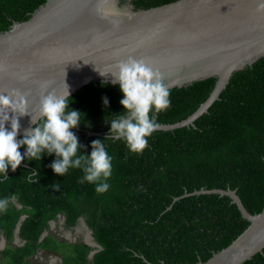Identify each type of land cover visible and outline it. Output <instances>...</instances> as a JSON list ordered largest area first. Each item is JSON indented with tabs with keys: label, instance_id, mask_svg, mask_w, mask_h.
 I'll list each match as a JSON object with an SVG mask.
<instances>
[{
	"label": "trees",
	"instance_id": "16d2710c",
	"mask_svg": "<svg viewBox=\"0 0 264 264\" xmlns=\"http://www.w3.org/2000/svg\"><path fill=\"white\" fill-rule=\"evenodd\" d=\"M44 3L0 0V34L13 22L27 21ZM214 84L209 78L171 92L170 108L157 116L159 125L187 118ZM122 98L118 85L91 82L69 98V108L83 115L78 128H107L124 112ZM79 143L81 154L90 155L92 142ZM104 145L113 160L110 188L103 194L93 184L78 183L80 169L54 174L49 167L54 154L25 160L15 172L9 168L7 180L0 176V198L10 201L7 213L0 214V237L11 241L19 223L18 245L1 252L4 264H23L40 251L58 255L59 264H198L227 247L248 226L229 197L182 196L230 189L250 214L264 207V58L238 71L216 105L193 125L149 141L143 154ZM33 170L39 176L29 183ZM58 216L69 232L83 219L100 249L89 258L92 248L84 243L42 237ZM248 264H264V250Z\"/></svg>",
	"mask_w": 264,
	"mask_h": 264
},
{
	"label": "water",
	"instance_id": "95a60500",
	"mask_svg": "<svg viewBox=\"0 0 264 264\" xmlns=\"http://www.w3.org/2000/svg\"><path fill=\"white\" fill-rule=\"evenodd\" d=\"M261 5L264 0H45L27 21L13 22L0 34V94L19 90L28 102L29 115L18 117V137L34 126L32 119L39 120L43 94L63 95L68 88L70 98L91 82L113 85L111 73L129 58L158 71L170 93L215 78L197 110L178 123L159 125L149 141L193 125L216 105L238 71L264 58ZM72 131L79 140L92 142L104 140L110 127ZM103 143L125 146L119 140ZM203 194L229 197L248 226L198 264H248L264 250V207L250 214L230 189H201L182 197ZM87 245L95 249L91 258L100 246Z\"/></svg>",
	"mask_w": 264,
	"mask_h": 264
},
{
	"label": "clouds",
	"instance_id": "9594fccd",
	"mask_svg": "<svg viewBox=\"0 0 264 264\" xmlns=\"http://www.w3.org/2000/svg\"><path fill=\"white\" fill-rule=\"evenodd\" d=\"M260 7L264 9V5ZM111 76V83L118 85L123 94L120 104L124 112L113 116L110 132L104 140L122 141L130 153L141 155L148 147L149 138L159 129L157 116L171 106L170 91L158 71L133 58L117 64ZM69 100L68 88L63 95L43 94L38 106L39 120L32 119L34 126L25 130L22 139H17L21 128L18 117L29 115L26 96L19 90L0 94V176L3 179H8L9 168L15 172L23 161L39 162L46 153L56 157L49 165L54 174L66 176L69 169H80L83 176L78 183L95 185L97 194L108 191L113 157L104 140L99 139L92 141L90 155L81 154L82 145L72 130L79 127L83 115L69 108ZM103 103L107 107L106 97ZM6 125H10V130ZM21 148H26L23 155ZM38 176L39 171L33 170L27 180L35 183ZM51 187L59 190L60 185ZM9 203V198H0V214L7 213Z\"/></svg>",
	"mask_w": 264,
	"mask_h": 264
},
{
	"label": "rangeland",
	"instance_id": "374dc122",
	"mask_svg": "<svg viewBox=\"0 0 264 264\" xmlns=\"http://www.w3.org/2000/svg\"><path fill=\"white\" fill-rule=\"evenodd\" d=\"M61 218L55 220L51 227L46 232L47 234L51 235L55 238L59 243H67L70 245H76L79 243L89 244V229L86 224L80 225V227L76 228L74 232L64 231L59 227ZM92 236V234H90ZM93 240V239H92ZM19 241L16 239L15 234L11 241H6L4 237H0V264H4L5 261L2 258L1 252L4 251L5 248H13L17 246ZM42 252L41 257L38 256L37 259L35 257H31L25 260L23 264H55L59 260V256L46 251Z\"/></svg>",
	"mask_w": 264,
	"mask_h": 264
},
{
	"label": "flooded vegetation",
	"instance_id": "af4514ba",
	"mask_svg": "<svg viewBox=\"0 0 264 264\" xmlns=\"http://www.w3.org/2000/svg\"><path fill=\"white\" fill-rule=\"evenodd\" d=\"M59 220H60V218H59ZM83 222H84V220L83 219H79V223H78V228L80 227V225L81 224H83ZM63 224V218H61V221H60V225H59V227H61V225ZM50 227H51V223H50ZM76 227V228H77ZM61 229H62V227H61ZM90 231V230H89ZM1 237H3V236H1ZM15 237H16V239L18 240V237L16 236V233H15ZM90 237V236H89ZM5 238V237H4ZM89 242H93V240H91V241H89ZM87 245V244H86ZM95 249H93L92 248V250L91 251H94ZM41 255H42V252H38V254L35 256V258L37 259V257L38 256H40L41 257ZM59 263H61V258H59V260L57 261V262H55V264H59ZM54 264V263H53Z\"/></svg>",
	"mask_w": 264,
	"mask_h": 264
}]
</instances>
